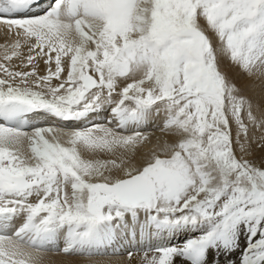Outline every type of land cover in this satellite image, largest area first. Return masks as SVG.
<instances>
[{
    "label": "snow or ice",
    "instance_id": "snow-or-ice-1",
    "mask_svg": "<svg viewBox=\"0 0 264 264\" xmlns=\"http://www.w3.org/2000/svg\"><path fill=\"white\" fill-rule=\"evenodd\" d=\"M0 30V264L118 231L184 237L142 264H264V98L219 66L264 75V0H0Z\"/></svg>",
    "mask_w": 264,
    "mask_h": 264
},
{
    "label": "bare ground",
    "instance_id": "bare-ground-1",
    "mask_svg": "<svg viewBox=\"0 0 264 264\" xmlns=\"http://www.w3.org/2000/svg\"><path fill=\"white\" fill-rule=\"evenodd\" d=\"M209 37L212 40L214 46L218 45V39L215 37L214 34L209 33ZM3 31L0 30V57L3 55V44L5 43ZM220 70L226 74L227 78L233 81L240 89L241 95H244L251 99L254 103L260 101L264 98V87L258 86L256 84V79L261 81L264 84V75H257L254 77H249L245 73H243L240 68L231 63L228 57H222L220 59ZM34 118L38 119L39 122L34 125V127H43V126H54L55 124H50L54 120L47 117L45 114H35ZM102 118L100 117H92L86 123L90 121H94L95 119ZM44 121H46L44 123ZM49 121V122H48ZM57 123L56 121H54ZM163 122V116H156L153 115L150 117L149 123L146 127L140 129L142 132L149 133V141L145 143L142 148V152L148 153L151 150L157 147V139L159 138L161 141L167 139L164 133L160 132L157 125H161ZM95 123H102V122H95ZM257 137L260 135L259 132L254 133ZM25 150H28V145L25 144ZM253 150L255 152H259L260 150L256 148L255 144L253 145ZM145 219L144 215L141 214L140 220L143 221ZM21 223L20 220H16L14 226L18 227ZM138 233V229H137ZM132 239V238H131ZM184 237L177 236L174 238H168L164 240H145L143 242L140 241L139 235L137 234L136 239L134 242H131L128 238L127 232H119L117 234L116 240L113 244L104 249L103 255L94 256L92 258H88L87 256H79V255H65L62 251L56 252L53 250H48L46 252L41 253L42 256V264H142L143 262V254L149 248V246L155 247L159 243L163 244H177L181 242ZM62 240V239H61ZM64 246L63 240L59 242V247L62 249ZM129 253H132L131 257ZM152 253H149L151 255ZM177 264H180L177 261Z\"/></svg>",
    "mask_w": 264,
    "mask_h": 264
},
{
    "label": "rangeland",
    "instance_id": "rangeland-1",
    "mask_svg": "<svg viewBox=\"0 0 264 264\" xmlns=\"http://www.w3.org/2000/svg\"><path fill=\"white\" fill-rule=\"evenodd\" d=\"M256 84L258 85V86H261V85H263L262 87H264V84L261 82V81H258V79H256ZM260 150V149H259ZM128 238L130 239V241L131 242H134L135 240H133V239H131V237H130V235H128ZM131 257V256H130Z\"/></svg>",
    "mask_w": 264,
    "mask_h": 264
}]
</instances>
